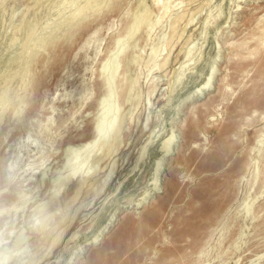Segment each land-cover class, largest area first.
Segmentation results:
<instances>
[{
	"label": "rangeland",
	"instance_id": "374dc122",
	"mask_svg": "<svg viewBox=\"0 0 264 264\" xmlns=\"http://www.w3.org/2000/svg\"><path fill=\"white\" fill-rule=\"evenodd\" d=\"M38 1L0 3V264H264V0H114L29 74L84 0ZM106 107V155L56 195Z\"/></svg>",
	"mask_w": 264,
	"mask_h": 264
},
{
	"label": "bare ground",
	"instance_id": "6f19581e",
	"mask_svg": "<svg viewBox=\"0 0 264 264\" xmlns=\"http://www.w3.org/2000/svg\"><path fill=\"white\" fill-rule=\"evenodd\" d=\"M3 1L5 0H0V3H2ZM40 1V0H39ZM38 1V2H39ZM114 0H84L81 7L78 8V9H75L64 21L58 23V24H55L53 25V27H51L49 30H47L45 33L41 34L38 36L37 38V42L36 44L32 47L31 49V52L29 53L28 57H27V61H26V64H25V69H24V72L25 73H29L30 74V69H29V66L31 65L32 63V54L35 53L37 50H43L44 52V58H43V64H46V62L48 60H50L52 58V52L50 51H47L44 49L45 45L53 40L54 39H58L60 37H62L67 31L71 30L72 32H74L76 29H78V25L79 23H81L83 21V19L87 18L88 16L90 15H93V14H98V16H101V17H104L105 16V9L108 8L111 3L113 2ZM156 3L160 2V0H154ZM36 2V3H38ZM177 2V1H176ZM139 3H140V0H136L133 4H132V12L136 9H138V6H139ZM153 4V3H151ZM154 6V5H153ZM165 8V7H164ZM167 8V7H166ZM28 9V8H27ZM142 9V8H141ZM143 12V10H140ZM129 12V11H128ZM27 13V10L25 12V14ZM36 14V13H35ZM150 14V13H149ZM0 15L3 16V13L0 11ZM145 16V15H144ZM148 16V15H146ZM145 16V17H146ZM26 17V16H25ZM126 17V16H125ZM144 17V18H145ZM150 17H151V14H150ZM149 18V17H148ZM147 18V19H148ZM128 19H129V13H128V16L126 18V21L128 22ZM145 20H143L144 22ZM149 21V20H147ZM145 21V24H147ZM27 22H24L23 24H25ZM148 25V24H147ZM20 28V27H19ZM133 31H131L132 33ZM126 35V34H125ZM130 35V34H129ZM15 36V34H14ZM131 36V35H130ZM122 37L119 36L117 37L116 41L115 42H118L120 40V38ZM126 39L128 38L127 35L125 36ZM125 39V40H126ZM128 40V39H127ZM126 40V41H127ZM124 41V43L126 42ZM131 41V40H130ZM11 45V44H10ZM118 49H116V52L114 51L113 55H111V60H110V76L113 77V74L116 72V70L118 69V66L121 62L122 59H124L126 57L125 55V46L122 45V46H117ZM112 54V53H111ZM107 62V61H106ZM107 64V63H106ZM105 65L102 66V68H104ZM109 67V68H110ZM24 73V74H25ZM108 74V73H107ZM26 75V74H25ZM23 77V75L21 76ZM110 79V78H109ZM30 86V85H28ZM29 88V87H28ZM23 89V88H22ZM21 89V90H22ZM121 89H122V79L119 78L118 80V84H117V89L115 88L114 90L112 89V93L115 94V99L114 100V104H115V107H118L119 106V97L121 95ZM113 95V94H112ZM24 96H21L18 94V97L16 100H14V102L12 103V106L14 107H17L21 105L22 103V99H23ZM113 105V103H112ZM111 106V105H110ZM109 106V107H110ZM108 110H105L103 111V116H102V119L100 121V123L97 125V128L95 130V133L94 135L87 141H85L81 147H80V152L77 156V158H71L70 159V169H69V172L64 175L63 177H61L62 179L58 182L57 186L55 185V191L57 192H54L55 194L58 193V189H60L62 187V185L66 182V180H68L70 177L72 176H76V177H80V179L82 181H84L85 179L91 177V175L95 172V169L96 167L98 166V163L99 161L106 155L107 151L104 152L103 151V146L105 145L106 141H108L107 139L110 137L109 136V133L111 132V130L114 128V124H115V116H109L108 115V111L109 109L112 110V108H108L106 107ZM114 109V108H113ZM116 109V108H115ZM118 109V108H117ZM116 109V110H117ZM16 110V109H15ZM113 111V110H112ZM17 112V111H16ZM115 112H113V115H114ZM22 114V108H19V111L18 113H16V115L14 116H11V121H14L16 118H18L19 116H21ZM108 115V116H107ZM107 117H110L109 119H107L105 121V118ZM103 127L107 129V134L105 135V138H103ZM113 131V130H112ZM102 138V139H101ZM110 140V139H109ZM261 143V141L259 140L258 141V145ZM107 146V145H106ZM259 150V149H258ZM21 154V153H20ZM20 156V155H19ZM19 158V157H18ZM16 159H17V154H16ZM257 160V159H256ZM101 162V161H100ZM16 164H18V160H14V161H11L8 166H7V171L8 173L12 174L14 172V169H15V166ZM42 163H38L37 166H35L34 163H31V162H28L26 163V167L23 169V170H27V169H33L34 167L35 168H38ZM53 193V195H54ZM57 195V194H56ZM52 197V196H51ZM56 197V196H55ZM57 198V197H56ZM51 201V203H55L54 202V199H51L49 200ZM49 203V202H48ZM46 202V204H48ZM44 205V204H43ZM43 207V206H42ZM45 208H46V205H45ZM41 209V207H40ZM43 211V210H42ZM41 212V210L39 211ZM45 212V211H44ZM41 214V213H40ZM50 214V213H49ZM53 214V213H51ZM50 214V215H51ZM42 215V214H41ZM40 216V215H39ZM46 216V215H44ZM52 216V215H51ZM39 220V219H38ZM38 223V222H37ZM41 223V226H43L44 224L42 223V221L40 222L39 221V224ZM45 223V222H44ZM45 226V225H44ZM42 228V227H41ZM18 239V238H17ZM18 243V242H17ZM15 244V243H14ZM16 245V244H15ZM16 247V246H15ZM14 251V249H12ZM1 253V252H0ZM10 253V252H9ZM18 253V252H17ZM9 255V254H8ZM12 255V254H11ZM10 257V255H9ZM8 259V256L6 254L0 256V260L4 261L6 259ZM8 261V260H7ZM3 263V262H2Z\"/></svg>",
	"mask_w": 264,
	"mask_h": 264
}]
</instances>
